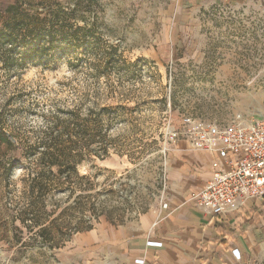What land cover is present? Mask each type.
<instances>
[{
  "label": "rangeland",
  "instance_id": "obj_1",
  "mask_svg": "<svg viewBox=\"0 0 264 264\" xmlns=\"http://www.w3.org/2000/svg\"><path fill=\"white\" fill-rule=\"evenodd\" d=\"M9 2L21 4L0 0V9ZM83 4L77 27L93 29V52L63 44L51 51L49 65L0 69V109L10 100L18 112L9 124L20 136L36 128L41 100L73 108L86 95L89 106H127L129 118L114 125L111 134L120 139L108 157L79 167L86 179L76 195L56 197L52 219H58L43 236L18 213L22 170L8 182L7 157L0 154V264H128L124 239L144 232L172 195L170 173L179 165L162 133L169 111L176 121L181 115L219 123L264 118V0ZM97 67L108 76L92 77ZM89 224L92 229L79 231ZM59 237L64 243L51 247ZM260 237L244 264H264Z\"/></svg>",
  "mask_w": 264,
  "mask_h": 264
},
{
  "label": "trees",
  "instance_id": "obj_2",
  "mask_svg": "<svg viewBox=\"0 0 264 264\" xmlns=\"http://www.w3.org/2000/svg\"><path fill=\"white\" fill-rule=\"evenodd\" d=\"M85 1L94 2L40 0L32 4L20 0L18 6L9 2L0 9V69L17 71L36 62L49 65L51 51L63 48V44L93 52V29L77 27ZM91 75L108 76V72L97 67ZM76 101L73 108L53 100L37 102L36 128L21 136L9 124L10 116L18 112L10 110V100L0 109V154L5 153L8 164L4 175L9 182L16 170H22L23 205L18 213L32 232L39 229L35 233L38 236L55 227L58 218L52 217L58 212L56 197L64 194L70 199L78 191V181L86 179L80 176L79 167L94 157H108L120 139L111 134L114 125L129 118L125 105L89 106L86 95L78 96ZM9 193L15 197L13 191ZM92 228L89 224L79 231ZM64 241L62 237L55 238L50 245L58 247Z\"/></svg>",
  "mask_w": 264,
  "mask_h": 264
},
{
  "label": "crops",
  "instance_id": "obj_3",
  "mask_svg": "<svg viewBox=\"0 0 264 264\" xmlns=\"http://www.w3.org/2000/svg\"><path fill=\"white\" fill-rule=\"evenodd\" d=\"M172 152L179 165L170 173L172 195L144 232L124 239L128 264L137 259L145 264H244L264 235V200L248 202L227 217L205 215L191 196L211 180L212 155L181 142ZM150 240L162 247H149Z\"/></svg>",
  "mask_w": 264,
  "mask_h": 264
},
{
  "label": "built area",
  "instance_id": "obj_4",
  "mask_svg": "<svg viewBox=\"0 0 264 264\" xmlns=\"http://www.w3.org/2000/svg\"><path fill=\"white\" fill-rule=\"evenodd\" d=\"M162 133L173 148L181 142L188 149L212 155L211 180L191 196L205 215L227 217L248 202L264 200V118L239 116L219 123L181 115L176 121L169 111ZM148 246L162 247V243L150 240ZM233 253L240 259L237 250ZM136 263L145 264V260Z\"/></svg>",
  "mask_w": 264,
  "mask_h": 264
}]
</instances>
